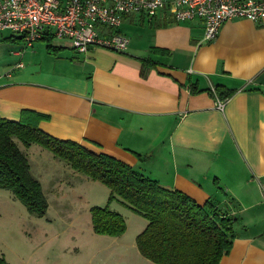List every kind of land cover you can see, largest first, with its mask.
Masks as SVG:
<instances>
[{
  "label": "crops",
  "instance_id": "1",
  "mask_svg": "<svg viewBox=\"0 0 264 264\" xmlns=\"http://www.w3.org/2000/svg\"><path fill=\"white\" fill-rule=\"evenodd\" d=\"M119 31L130 39L123 53L92 48L80 54L51 37L25 49L20 37L0 34V117L20 121L25 111L39 113L40 130L50 136L112 156L200 205L212 202L236 219L232 250L220 264H264V19L229 21L210 43L199 20L168 23L130 14ZM218 87L231 95L219 97ZM218 100L226 101L223 111ZM15 142L42 185L48 213L52 196L61 202L56 214L64 224L79 228L84 215L83 231L71 238L89 253L67 250V232L49 237L45 228L38 233L43 252L29 243L26 257H14L1 231L0 256L9 264H155L137 245L145 218L114 201L110 207L125 218L126 233L95 234L91 209L108 204L110 189L40 145ZM71 198L85 201L82 210L65 204ZM18 201L0 189V216L8 223ZM52 242L59 245L54 253L47 248Z\"/></svg>",
  "mask_w": 264,
  "mask_h": 264
},
{
  "label": "trees",
  "instance_id": "2",
  "mask_svg": "<svg viewBox=\"0 0 264 264\" xmlns=\"http://www.w3.org/2000/svg\"><path fill=\"white\" fill-rule=\"evenodd\" d=\"M216 92L223 98L231 95L222 93L220 87ZM42 118L32 111H25L20 121L0 117V189L12 192L31 215L45 217L49 204L15 138L28 148L32 144L42 146L75 171L110 189L108 204L91 209L95 234L121 237L126 233L125 218L110 207L118 201L148 221L137 237V245L139 253L155 264H220L231 252L236 238L235 218L222 213L212 202L200 205L179 190L162 188L112 156L95 154L76 142L50 136L40 130ZM0 264L9 263L0 256Z\"/></svg>",
  "mask_w": 264,
  "mask_h": 264
},
{
  "label": "built area",
  "instance_id": "3",
  "mask_svg": "<svg viewBox=\"0 0 264 264\" xmlns=\"http://www.w3.org/2000/svg\"><path fill=\"white\" fill-rule=\"evenodd\" d=\"M130 14L168 23L199 20L203 41L210 43L229 21L263 20L264 0H0V34L9 31L20 37L25 49L51 37L68 41L80 54L92 48L123 53L130 39L119 28ZM225 104L218 100V110Z\"/></svg>",
  "mask_w": 264,
  "mask_h": 264
},
{
  "label": "rangeland",
  "instance_id": "4",
  "mask_svg": "<svg viewBox=\"0 0 264 264\" xmlns=\"http://www.w3.org/2000/svg\"><path fill=\"white\" fill-rule=\"evenodd\" d=\"M4 34L10 35L11 32L7 31ZM76 193L77 192L75 191V194ZM48 198H49V201L51 203L50 204L51 210H50V213H47L46 217L40 218V217H37L35 215H31L27 211L26 207H23V204H21L19 201L17 203V207L19 209L16 210V218L13 219L14 220L13 223H8V217L5 214L0 216V233H1V231L5 233L4 235H2V233H1V235H2L3 241H5L7 243L6 246L9 250V252L11 253V255H13L15 257L16 254H19V256L24 255V257H26L28 250H29V245H28L29 243L33 246L41 247V250L43 252V250L46 248V245L43 244L44 242H41L40 238H42V237L38 233H39V231H42L45 228L47 229V231L50 232L49 237L55 236L57 234L64 237L63 234H61V233L67 232L68 235H66V238L69 237L68 238L69 240H68V242H66L67 244L65 245L67 247V250H69L71 252H76L77 248L79 247L81 249L80 251L82 253L88 254L89 253L87 251L88 248L86 249L87 246H83L81 244L77 245V243H75V241H73L71 238V233H73V232L79 233V232L83 231V229L85 227V219L83 217L84 215L82 216V219L79 220V222L81 223L79 225V228H76V229L72 228L68 224H64L63 222H61L57 218L58 213L56 214V206L61 205V202L57 203L55 198L52 196H48ZM74 202L75 201L71 198L70 202L65 201V204H68V205L73 206V207H80V210H82V207H84V205H85V201H83L82 203H79V202L74 203ZM99 202H100V200H99ZM128 214L129 213H127V215ZM72 215H77V213H73ZM128 216H130V215H128ZM48 220H56V221H54L53 226H52V225H50ZM10 224H13V229H11L8 232V230L10 228ZM130 228L131 229H130L129 236H132L135 233V229L133 228V224ZM30 239L34 240V242ZM54 243L55 242H52V244L47 246V248L52 250V253H54L59 248V245L56 243L54 244ZM102 253H106V252L103 251ZM13 256H11L12 259L15 262H17L18 260L13 258ZM96 264H98V263H96Z\"/></svg>",
  "mask_w": 264,
  "mask_h": 264
}]
</instances>
